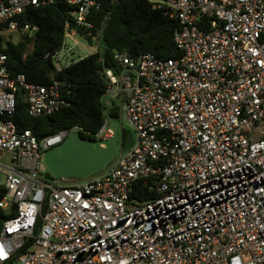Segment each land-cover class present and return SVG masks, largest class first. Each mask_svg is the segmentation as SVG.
<instances>
[{"label":"built area","instance_id":"1","mask_svg":"<svg viewBox=\"0 0 264 264\" xmlns=\"http://www.w3.org/2000/svg\"><path fill=\"white\" fill-rule=\"evenodd\" d=\"M104 1L0 0V264H264V0H148L178 22L179 56L115 52L101 72L106 113L121 102L136 141L100 177L46 180L47 153L90 133L39 140L17 101L35 118L71 105L54 75ZM56 3L69 18L49 83L11 78L1 39L33 38L19 18ZM94 138H113L106 119Z\"/></svg>","mask_w":264,"mask_h":264},{"label":"trees","instance_id":"2","mask_svg":"<svg viewBox=\"0 0 264 264\" xmlns=\"http://www.w3.org/2000/svg\"><path fill=\"white\" fill-rule=\"evenodd\" d=\"M68 18V7L61 3L29 9L19 18L21 24L37 25L39 29L33 38L22 37L15 42L1 39V51L8 58V74L11 78L22 74L31 84L49 83L53 72L51 56L63 48ZM89 19L93 24L91 31L75 28L74 24L71 28L76 29L90 44L97 38L99 51L70 63L54 75L63 82L64 95L71 105L52 116L35 118L28 115L26 103L20 96L12 117L19 131L31 130L41 140L62 129L80 126L90 133H83L82 137L95 142L94 135L107 116L116 119L121 116L119 106L106 113L101 102L108 84L101 72L104 69L119 70L114 60L115 52H126L135 58L144 54H152L157 58L179 56L174 42L178 22L154 9L148 0H107L102 3L100 10L91 13ZM143 196L148 195L145 192ZM5 219V213L0 209V228Z\"/></svg>","mask_w":264,"mask_h":264},{"label":"water","instance_id":"3","mask_svg":"<svg viewBox=\"0 0 264 264\" xmlns=\"http://www.w3.org/2000/svg\"><path fill=\"white\" fill-rule=\"evenodd\" d=\"M104 144L105 148H101L99 143L94 146L91 140L81 137L80 134H73L60 148L47 153L45 164L54 173L55 179L63 185H74L90 177H100L124 153L123 128L120 130V151L116 158L114 147L108 142Z\"/></svg>","mask_w":264,"mask_h":264},{"label":"rangeland","instance_id":"4","mask_svg":"<svg viewBox=\"0 0 264 264\" xmlns=\"http://www.w3.org/2000/svg\"><path fill=\"white\" fill-rule=\"evenodd\" d=\"M16 39V37H14ZM75 40L78 42V45H75L72 39H66L67 49H70L63 58V65H69L70 63L76 62L82 58H85L91 54H94L99 51V43L97 38H94V43L90 44L84 37L79 34L75 36ZM31 50V47L29 48ZM119 106L121 109V118L116 119L108 115L106 120L109 122V129L113 132V138L109 140V144L114 147V158L119 155L120 151V130L123 128L125 134V143L123 144L124 151L127 152L132 144L136 141V134L134 132L133 127L130 125L127 116L125 115L121 102L114 101V105ZM109 111V110H108ZM96 142H93L95 146ZM61 146H58L60 148ZM55 177L54 173L51 170H48V176H46V180L51 181L52 178Z\"/></svg>","mask_w":264,"mask_h":264}]
</instances>
